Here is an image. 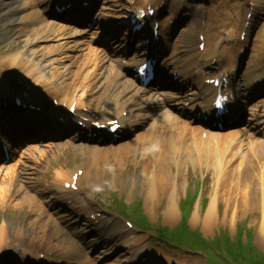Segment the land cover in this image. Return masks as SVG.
<instances>
[{
  "label": "bare ground",
  "instance_id": "bare-ground-1",
  "mask_svg": "<svg viewBox=\"0 0 264 264\" xmlns=\"http://www.w3.org/2000/svg\"><path fill=\"white\" fill-rule=\"evenodd\" d=\"M28 0H23L24 4L27 3ZM28 17L30 18H40L39 15V11L34 10L31 11L28 14ZM50 27L49 32H46V29ZM55 28H54V23L52 22H47L46 20H41L39 22H35L34 23V27L31 28L29 31H27V34L24 37V41L25 42H31V41H35V40H41V39H50L53 37V35L55 34ZM40 48H43L44 51L46 52H51L53 50V46L52 45H48V46H41ZM49 61L48 60H44L43 64L46 65ZM49 72L51 73V78L55 79L57 82V85L60 88V92L62 93V91L69 93L70 92V88L73 87L74 91H77L80 89V94L77 97V101L80 104H83V102L85 101V99L87 97H91V95L89 94V92H91L92 87L89 89V84H85L82 83V80H80V84L79 83H73V81L71 80V73L68 72H63L62 70L58 69V67H52L49 68ZM118 75H123L122 73H119ZM100 81V80H99ZM127 81H129V79H127ZM96 84L95 87H99L98 89H102L104 91H100V92H94L92 95L93 98H89V100L86 99V101H93L92 106L89 105V107L93 108V105H96L98 107L99 110L104 111L107 108H114L115 105L117 103H120L121 101L125 100L126 98H123L122 100L117 101L119 94L122 93L123 91H125L127 88H130V86L126 87H122L123 81H118L115 79V81H111V80H106V82L104 81H100L99 83H94ZM7 90V88H5ZM118 89V91H117ZM136 94L137 92L133 93V96H135L134 99H136ZM93 99V100H92ZM138 105L146 108L152 104H156V105H161L163 104V101H161L160 99L154 97L151 94H148L145 98V100H139L137 102ZM259 107L264 108V101L261 102L259 104ZM174 139L175 142L179 143L181 142L182 139V134H181V130L176 128V133L174 135ZM174 190L176 191L177 188H174Z\"/></svg>",
  "mask_w": 264,
  "mask_h": 264
}]
</instances>
